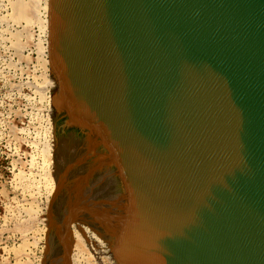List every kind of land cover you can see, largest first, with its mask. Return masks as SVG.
<instances>
[{"label": "water", "instance_id": "1", "mask_svg": "<svg viewBox=\"0 0 264 264\" xmlns=\"http://www.w3.org/2000/svg\"><path fill=\"white\" fill-rule=\"evenodd\" d=\"M47 15L52 143L128 181L93 195L111 264H264V0H48ZM129 182L151 204L137 225Z\"/></svg>", "mask_w": 264, "mask_h": 264}, {"label": "rangeland", "instance_id": "2", "mask_svg": "<svg viewBox=\"0 0 264 264\" xmlns=\"http://www.w3.org/2000/svg\"><path fill=\"white\" fill-rule=\"evenodd\" d=\"M9 12L10 9H6L2 7V5H0V264H15L14 254L21 251L22 249H26L25 251L28 252L27 257H24V264H41L43 257L47 259L48 264H88L82 261L75 254L73 248L75 247L74 245L77 246V244L79 245V247H82L87 251V253H89V255L91 256L90 261L92 260L94 264H111L112 262L107 255L108 249L100 246V242L102 241V239L97 238L93 241V238L87 235L88 233L84 230L83 226L82 228L79 227L76 230L77 232L75 233V235L79 236L80 239H77L74 234L69 233L68 231L67 233L65 232L61 235L57 247H51L52 237H50L48 232L54 228L53 226L56 222L55 219L57 217L53 218L54 216L52 214V210H50L51 206L48 204V201H46L47 198L43 191H40V194H38L39 197L37 196V204L39 206L38 218H29L22 206L23 196L27 195L29 191H33L35 187H33L34 183L29 179L24 180L21 185L16 184L15 175L17 174L18 170L14 166L15 154L13 146H11V144H8L7 139L9 134L11 133V130H17L22 127L25 129L23 131V136L25 138L29 139L33 137L35 131L34 127H37L38 125L37 116L39 118H42V120L44 119L46 115L45 113H47V99H45L47 98V91H45L47 86L43 84L44 70L42 69V66H39V64H41L42 62L44 65L46 64L47 68L45 71L47 73L49 64L47 62L46 51H44V47L46 46L45 37L43 35L39 37L40 45L41 47H43L41 51L43 54L41 52L37 53L36 50V53L34 52V50L28 52V49L25 46L27 45L26 41L31 39L32 42H37V32L35 28L28 31L30 33L29 35L32 36L31 38H28V32L23 30L21 26L24 23L22 21L21 25L12 27V22L9 21ZM3 37L11 38L12 41H14V47L18 48L20 53L22 52V55L20 54L22 59H20V61L17 56H14L10 53V42ZM15 45H17L18 47ZM35 56L36 59L39 58L37 61L35 59ZM43 59L46 60V62H44ZM26 66L33 74L29 75L24 71ZM38 76L39 78H37ZM39 82L42 83V85H40ZM39 85L41 87L43 86V88L40 87L41 91L38 87ZM34 87L37 90L39 89L40 92L36 91ZM40 93L42 95L45 93L43 95V99L45 100L41 98L42 96L40 95ZM8 132L10 133L8 134ZM40 134V136L44 135V130L42 128H40ZM28 158V155L22 157L23 160H28ZM76 181L80 182L78 177L71 175L70 177H68L65 185L68 186L70 183H75ZM26 188L27 190L25 191ZM71 197H76V199L79 200L80 198L82 199V195L77 191L72 192L70 194V198L68 195L67 200H71ZM85 203L86 199L79 202L77 206V212L79 214H87V212L89 213V211L85 209V206H83L85 205ZM62 204H64V199L62 201ZM7 207L9 208L7 209ZM48 224H51V227ZM63 226H65V224H63ZM38 227H40V229ZM71 227L75 229L77 226L74 225ZM28 228L33 229L36 232L37 236H34L32 233L25 234ZM59 232L61 231L57 230L54 237V246L59 239ZM93 247H95V249H99L100 247H102V249L98 251L100 252V255L102 254L99 257L101 259H97L98 257L92 255ZM49 248H52L50 253L48 252L50 250ZM29 250L31 251L29 252Z\"/></svg>", "mask_w": 264, "mask_h": 264}, {"label": "bare ground", "instance_id": "3", "mask_svg": "<svg viewBox=\"0 0 264 264\" xmlns=\"http://www.w3.org/2000/svg\"><path fill=\"white\" fill-rule=\"evenodd\" d=\"M0 3H1L0 5H2V7L6 8V9H10L9 21L12 22V25H11L12 27H15L16 25H21V21H22V22H24L21 25L23 30L28 32V31L32 30L33 28H35V30L37 32L38 39H37V42H32L31 39L26 41L27 45H25V46L27 47L28 52H31L32 50H34V52H35V50H36L37 53H40L42 51L43 47H41V45H40V42H39L40 38L39 37L41 35H43L45 37L46 46L44 47L45 48L44 51H46L47 62L49 64L48 51H47V49H48V27H47L48 0H1ZM4 14H5V12H4ZM10 24H9V26H10ZM21 26H20V28H21ZM29 34L30 33L28 32V35ZM29 37L31 38L32 36L29 35L28 38ZM3 38H5V37H3ZM5 39L9 40V42H10V45H9V49L11 50L10 53L14 56H17L19 61H20V59H22L20 54L22 52L20 53L18 48L14 47V45H13L14 41H12L11 38H5ZM23 43H25V42H23ZM15 46H17V45H15ZM5 47H7V46H5ZM37 50H39V51H37ZM35 59H36V56H35ZM38 59H36V61ZM44 62H46V60H44ZM36 64H38V63H36ZM39 66H42V69L44 70V79L43 78L42 79H43V84H45L47 86V88L45 90V91H47V98H45V99H47V109H46L47 113H45L46 115H45L43 120H42V118H39L37 116L38 125H37V127H34L35 131H34L33 137H31L29 139L25 138L23 136V131L25 130L23 127L20 129H17V130H13V131L11 130L10 131L11 133L8 132V134L10 133L9 136L7 135L8 136V139H7L8 144H11V146H13V149H14V154H15L14 166L18 170L17 174L15 175L16 176V179H15L16 184L21 185L24 180L29 179V180H31V182L34 183L33 187H35L33 191H31V192L29 191L28 194L26 193L27 195L23 196L22 206L26 212V215L29 218H35V219L38 218L39 217L38 216L39 215L38 214L39 206L37 204V196L39 197L38 194H40V191L44 192V194L46 195V198H47V200L46 199H44V200L48 201V204L51 206L52 209L50 208V210H52V214L54 216L53 218L57 217L55 219L56 222H55L54 226L52 225L54 228L52 230L50 229L51 231L48 232L50 237H52L51 247H53V248L57 247L58 242L60 240V237L63 233H65V232L67 233L69 231V233H72L75 235V233L77 232L76 230L79 227L82 228V226H83L84 230L88 233L87 235H89L91 238H93V241H94V239L100 238L96 235V233L98 231V226H99V225H97L99 217L94 218V216L96 215V213L99 209V206H100V208H103V204H101L100 199H96L97 196H93L94 193L96 191H99L98 188H102V187H103L102 190L106 189V187H107V190H109L111 188V191L112 190L114 191V188L118 183L123 185V183H128V181L127 180L121 181L122 175L118 174V176H117L118 179L117 180L111 179V181H109V183L107 180H104L101 177H98V179L100 178V181L102 182L101 183L96 179L97 175H95L96 174V173H94L95 171H92V172L90 171L91 173H89V166L83 160V155L86 154L88 156L92 152L89 150V148H87L86 151L83 147H81V149H74V148L68 149V147L63 148V149L62 148L58 149L56 143L55 144L52 143V136H51L52 123H51L50 116H49L50 88H51L50 69H49V65H48V73H47L45 71L47 66H46V64L44 65L43 62L41 64H39ZM24 71L27 72V74H29V75L33 74V73H31L30 69L27 66L25 67ZM37 78H39V76ZM35 84H38V83H35ZM40 85H42V83H40ZM40 85L38 86L39 88L41 87ZM41 88H43V86ZM41 88H40V91H41ZM36 91H39V89L38 90L36 89ZM40 95L42 96L41 98L43 99L44 98L43 95L41 93H40ZM45 99H43V100H45ZM40 110H42V109H40ZM42 121H43V123H42ZM40 128H42L44 130L43 136H40L41 135L40 134ZM89 151H90V153H89ZM26 155L29 156L28 160H23L22 157H24ZM66 155H67V158L64 157ZM62 157H63V159H62ZM118 164L119 163H117V165ZM71 175L78 177L80 182H78V181H76L75 183L72 182L68 186H66L65 183H66L68 177H70ZM114 175L116 176L117 174H114ZM113 178H114V176H113ZM89 183H90V185L94 183L95 186L94 187H92V185L88 186L87 184H89ZM24 186H26V185H24ZM87 186H88L89 191L84 192V189ZM138 186H139V188H137ZM20 188H21V186H20ZM14 189H15V187H14ZM138 189H141L142 192H140ZM143 189L144 188L141 185H139L135 182H131V183L129 182V185L124 187L123 192L119 191L117 189L119 191V193H117V192L116 193L120 194V195H126V194L131 193L130 196L132 199L127 201L126 204L120 206V207L124 206V208L126 209L125 211H127L126 214L124 213V215H127V217H129L130 219H133V220L128 221L129 224H131V225L132 224L137 225L139 221H142V220L144 221L145 218H148V217H146L148 215H145V211H146V208L151 209V204H150L149 200L147 199L148 198L147 193H146V196L143 194V192L145 191V189H144V191H143ZM26 190H27V188L25 189V191ZM74 191H77L78 193H80L82 195V199L80 198V200H79V199H76V197H73V198L71 197V200L70 199L67 200L68 195L70 198V194ZM82 192H84V194ZM114 197L118 198L117 195H115V196H112V199H114ZM63 199H64V204H62ZM84 199H86V203L83 206H85L86 210H88V211L92 210V212H89L88 214H79L77 212V206H78L79 202L81 200H84ZM95 202L99 203V204L95 205ZM8 208L9 207H7V209ZM104 208H106L105 204H104ZM128 212H130V213H128ZM42 215H43V213H42ZM149 218H152V216L150 215ZM83 219H85V221H87V224H88L87 227L82 224ZM89 223L92 224V227H90V228H89V226H91V225ZM63 224H65V226H63ZM74 225L77 226L75 229L71 227ZM43 227H44V225H43ZM38 228L40 229V227H38ZM148 228H150V227H148ZM158 229H159V232L161 233L162 228L158 226ZM57 230H60L61 232H59L60 233V234H58L59 239L57 240V243L54 246L53 241L55 239L54 237L56 235ZM164 231L167 232L166 230H164ZM27 233H32L34 236H37L36 232L33 229L28 228V230L25 234H27ZM75 237H77V239L78 238L80 239L79 236L75 235ZM150 242L151 241L148 240V244H146L147 249L145 247V248H143L144 250H142L141 252H143V251L146 252L149 250L150 245H151ZM74 246H73L74 248L73 247L72 248L74 249L75 254L82 261H84L88 264H94V262H92V260L90 261L91 256L89 255V253H87V251L85 249H83L82 247H79L78 244H77V246L76 245H74ZM27 249H28V247H27ZM25 250L26 249H22L21 251L16 252L14 254L15 264H24L25 263L24 257L25 256L27 257V255H28V252ZM30 251L31 250H29V252ZM29 256H31V255H29ZM135 257H137V255H135Z\"/></svg>", "mask_w": 264, "mask_h": 264}, {"label": "flooded vegetation", "instance_id": "4", "mask_svg": "<svg viewBox=\"0 0 264 264\" xmlns=\"http://www.w3.org/2000/svg\"><path fill=\"white\" fill-rule=\"evenodd\" d=\"M50 249V248H49ZM51 249L48 251L50 253ZM46 257V256H45ZM43 259H46V258H43ZM47 260V259H46Z\"/></svg>", "mask_w": 264, "mask_h": 264}]
</instances>
